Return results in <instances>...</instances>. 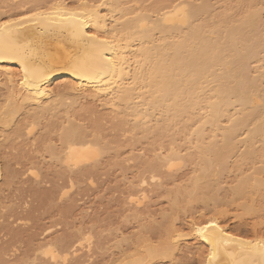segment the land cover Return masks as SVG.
Returning a JSON list of instances; mask_svg holds the SVG:
<instances>
[{"label": "bare ground", "instance_id": "bare-ground-1", "mask_svg": "<svg viewBox=\"0 0 264 264\" xmlns=\"http://www.w3.org/2000/svg\"><path fill=\"white\" fill-rule=\"evenodd\" d=\"M65 1L14 0L0 6V23L16 21L0 32V87L7 97L0 127L10 128L16 116L25 117L8 137H28L41 119L60 111L68 115L71 105L85 99L107 109L116 120L114 129L128 127L142 137L173 139L184 133L191 138L198 176L189 201L197 198L200 181L208 183L217 169L221 173L230 157L240 167L264 165V0L259 7L244 0L235 10L218 5L228 0H216L217 7L212 0H158L152 7L138 0L129 7L121 0H73V7ZM13 10L20 15L13 17ZM36 12L43 16L34 18ZM60 78L67 80L53 86ZM71 119L59 131V151L45 148L62 169L58 177L69 182L92 175L102 153L110 150L101 145L98 127L93 124L89 133ZM177 151H170V157L179 156ZM163 161L167 171L179 162ZM30 174L38 177L35 171ZM256 183V190L264 192V180ZM245 184L240 181L234 196L242 194ZM197 196L207 205L206 193ZM130 202L141 206L142 201L131 197ZM222 213L205 223L190 220L187 234L173 226L147 228V243L128 263L117 264H264V234L252 230L246 237L225 225ZM210 224L216 227H206ZM183 239L199 246L185 247L176 258ZM70 242L65 236L47 242L40 249L44 263L68 264L83 243Z\"/></svg>", "mask_w": 264, "mask_h": 264}, {"label": "rangeland", "instance_id": "rangeland-1", "mask_svg": "<svg viewBox=\"0 0 264 264\" xmlns=\"http://www.w3.org/2000/svg\"><path fill=\"white\" fill-rule=\"evenodd\" d=\"M13 1L0 0V6L12 5ZM72 1L65 2L73 7ZM128 1L121 0V3L125 7L133 6V0ZM138 1L152 7L158 0ZM243 1L228 0L225 3L212 0V3L216 7L218 2V5L228 4L235 10L244 6ZM246 1L244 3L248 4ZM262 1L253 0V3L259 7ZM102 10L105 13L106 10ZM15 11L12 12L13 17L19 13ZM66 80L60 78L53 86L57 87ZM73 96L70 94L69 103ZM79 101L78 105L73 104L72 108L67 109L68 115L60 111L62 113L56 117L41 119L33 135L28 137H8L9 130L25 122L21 114L16 116L10 128L0 127V264H45L40 249L47 242L52 243L64 236L68 237L69 242H83L77 248V255L69 258L68 264H117L120 260L128 263L139 249L137 247L144 241L147 243V228L173 226L187 234L190 220L205 223L216 212H223L224 224L246 237L252 236V230L264 234V192H258L254 185L258 180H264V165L261 162H247L240 167L236 164V157H230L221 173L217 169L218 174L215 172L207 178L208 183L203 180L212 188L205 186L201 180L200 190L195 193L196 196L193 195L197 198L189 201L193 182L198 176L191 138L184 133L176 134L173 139L152 135L142 137L128 127L114 129L116 120L106 108L100 107L98 102ZM6 103V93L0 87V108ZM71 117L89 133L93 124L95 129L98 127L96 130L102 139L101 145L110 148L108 153H102L98 166L92 167V175L78 180L72 178V183L58 177L61 167L46 150L51 146L56 152L59 151V131L67 125L68 120H72ZM126 130L129 134H126ZM175 150H178L179 156L170 157V151ZM169 158L174 163L179 161L171 171L164 169L166 162L163 160ZM30 171H35L38 177L32 176ZM240 179L247 180V184L243 186L242 194L236 197L233 191ZM143 180L145 185L141 187L139 184ZM64 191L67 192L66 196L59 199V194ZM143 193L144 200L141 197ZM201 193L208 196L207 205L198 200L197 194ZM131 197L141 200V206L130 202ZM87 238H90L89 242ZM151 238L155 243L156 238ZM179 244L180 252L176 258H181V250L185 251V247L196 249L199 246L193 239H183ZM143 252V249L139 250L140 254ZM183 263L197 264L189 260Z\"/></svg>", "mask_w": 264, "mask_h": 264}, {"label": "snow or ice", "instance_id": "snow-or-ice-1", "mask_svg": "<svg viewBox=\"0 0 264 264\" xmlns=\"http://www.w3.org/2000/svg\"><path fill=\"white\" fill-rule=\"evenodd\" d=\"M43 16V13H40V12H36V13H33V17L34 18H40ZM21 19H27V17H21ZM16 21L15 20H7L6 22L4 23H0V32H2L3 29L5 28H9L11 25L15 24ZM206 227H216L215 224H210V225H206ZM204 229H201V231H203ZM212 257L210 256L209 257V260H211Z\"/></svg>", "mask_w": 264, "mask_h": 264}]
</instances>
